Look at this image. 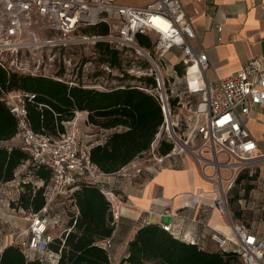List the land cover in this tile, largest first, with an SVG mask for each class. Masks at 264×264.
<instances>
[{
	"label": "built area",
	"instance_id": "1",
	"mask_svg": "<svg viewBox=\"0 0 264 264\" xmlns=\"http://www.w3.org/2000/svg\"><path fill=\"white\" fill-rule=\"evenodd\" d=\"M262 13L264 18V7ZM103 23L108 27L106 33L88 31ZM138 35L146 36L150 45H141ZM194 39L191 18L181 0H0L3 67L97 88L115 80L105 77V73L113 71L119 77L124 73L152 76L153 85L138 82L137 87L158 97L164 122L147 152L159 154L157 148L164 140L172 146L168 153L157 155L160 161L184 154L197 161L203 173L211 167L212 175L204 174L211 180L214 176L218 184L214 206L230 217L227 192L243 170L264 158L244 125L255 105L264 106V72L261 70L253 78L247 69H241L224 77L204 78L207 55L194 48ZM99 42L119 52L121 67L95 63L87 57L78 61L72 51L75 46H90V54H96L94 46ZM173 49L180 51L184 67L182 90L164 72V59ZM183 94L196 95L197 101L190 105L181 99ZM32 97L34 94L25 91H13L7 94L6 101L17 118L21 147L32 163L50 170L44 192L46 207L59 196L68 195L80 177L99 185L97 177L104 173L91 163L90 146L81 141L79 127L70 120L65 122L66 131L58 139L32 130L25 108L26 99ZM105 195L112 205L113 193ZM45 207L26 213L27 227L20 233L19 244L28 256L38 254L53 262L56 255L48 249L53 236L48 231ZM112 217H118L113 205ZM161 227L175 235L170 225L161 223ZM231 227L232 240L218 233H213L212 239L224 249L232 244L229 248L237 250L244 264H262L264 238L241 224L231 223ZM102 242V246L109 247L108 239Z\"/></svg>",
	"mask_w": 264,
	"mask_h": 264
},
{
	"label": "trees",
	"instance_id": "2",
	"mask_svg": "<svg viewBox=\"0 0 264 264\" xmlns=\"http://www.w3.org/2000/svg\"><path fill=\"white\" fill-rule=\"evenodd\" d=\"M107 29L103 23L88 31L106 33ZM137 40L141 45H150L144 35H138ZM94 49L99 54V62H106L113 68L121 67L119 52L107 43L99 42ZM175 69L179 74L184 71L180 65ZM118 81L117 86L97 88L0 65V141L18 135L17 118L7 104V94L25 91L34 94L26 99L25 108L27 121L35 133L58 139L66 131L65 122L77 111H85L88 123L112 130L104 141L90 146L91 163L105 174L120 170L135 157L149 151L164 118L158 97L137 87L138 82L153 85L152 76L134 77L124 73L123 77L118 76ZM176 100L172 99V102ZM171 146L162 140L157 152L164 155ZM29 161V155L21 146L0 145V183L14 180L20 165L29 164ZM29 170L43 183L40 186L24 185L14 204L27 212H38L46 205L44 192L50 170L35 163ZM239 179L240 176L235 182ZM67 201L73 206L70 214L65 212L67 226L59 236H53L48 245L49 251L56 255L55 261L38 254L28 256L20 244H9L0 248V264H111L108 248L99 244L100 240L109 238L114 229L112 205L101 187L80 177L67 195ZM45 217L48 223L47 215ZM212 241L217 249L207 250L175 237L161 224L146 223L128 241L125 255L117 264H231L234 257L244 263L236 249H224Z\"/></svg>",
	"mask_w": 264,
	"mask_h": 264
},
{
	"label": "crops",
	"instance_id": "3",
	"mask_svg": "<svg viewBox=\"0 0 264 264\" xmlns=\"http://www.w3.org/2000/svg\"><path fill=\"white\" fill-rule=\"evenodd\" d=\"M181 2L195 32L192 44L197 51L207 55L204 78L224 77L241 69H247L253 78L261 70L264 72V0ZM164 60L165 74L174 84L178 83L175 85L178 89H184L185 83L180 80L184 75L175 69L176 65L184 69L180 51L171 50ZM179 75L180 78H176ZM116 81L112 80L110 84ZM181 99L189 101L190 105L197 101L196 95L183 94ZM70 122L79 127V138L89 146L104 141L112 131L88 123L85 111H77ZM244 125L264 153V106L255 105ZM21 143L19 135L0 141V145L6 146H21ZM157 155L141 154L120 170L97 177L102 191L113 193L112 205L118 214L112 234L107 238L111 264H117L125 255L128 241L146 223L168 224L175 237L207 250L217 249L211 239L213 233L233 239L231 223L241 224L258 238H264V158L256 159L250 168L243 170L235 186L233 184L227 192L228 207L229 203L231 206L230 217H227L214 206L218 184L214 176V180L205 176L212 175L211 167H206L204 174L197 161L188 155L171 156L162 161ZM39 181L38 186L43 183ZM22 189L20 187V191ZM66 203L67 194L52 200L45 210L51 205L62 208ZM62 214L66 217L65 212ZM23 230L17 235L18 239L22 238ZM103 240L99 244H103ZM232 246L229 244L228 248Z\"/></svg>",
	"mask_w": 264,
	"mask_h": 264
},
{
	"label": "rangeland",
	"instance_id": "4",
	"mask_svg": "<svg viewBox=\"0 0 264 264\" xmlns=\"http://www.w3.org/2000/svg\"><path fill=\"white\" fill-rule=\"evenodd\" d=\"M92 47L88 46V48L77 47L75 46L72 51H74L76 58L78 61H85V58L92 60L93 62H99V54H90L92 51ZM79 58V59H78ZM184 75V73H183ZM105 77L107 79H116L117 81L112 84H108V82L104 85V88L117 86L119 85L118 76L116 73H105ZM180 78V75L176 78ZM177 80V79H176ZM183 83V78H180ZM175 85L177 86L178 83ZM32 166V163L29 161L25 163L24 166L20 165L17 169L16 177L14 180L9 183H0V247L4 248L9 244H19L18 239L19 232L25 229L27 225V221L25 220V215L27 211L23 209H19L14 202H17L20 196V187L30 183L31 185H39L40 181L33 175L32 171L29 170V167ZM235 186V182H234ZM22 191V190H21ZM13 203V204H12ZM64 207H60L57 205L55 208L53 205L51 207H47V211L44 212L48 218V227L49 232L52 236H59L65 227L67 226V217H65L63 212L68 214L71 213L72 207L66 203ZM229 208L231 209L230 203ZM63 211V212H62ZM60 212V213H59ZM233 216V215H232ZM56 219L59 221L56 223ZM61 220V221H60ZM234 220V217H233ZM231 264H244L240 260V258L234 257Z\"/></svg>",
	"mask_w": 264,
	"mask_h": 264
},
{
	"label": "bare ground",
	"instance_id": "5",
	"mask_svg": "<svg viewBox=\"0 0 264 264\" xmlns=\"http://www.w3.org/2000/svg\"><path fill=\"white\" fill-rule=\"evenodd\" d=\"M130 2L134 1V0H129Z\"/></svg>",
	"mask_w": 264,
	"mask_h": 264
}]
</instances>
